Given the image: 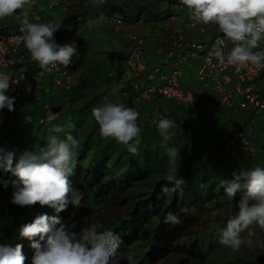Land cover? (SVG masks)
Masks as SVG:
<instances>
[{
    "label": "clouds",
    "instance_id": "clouds-1",
    "mask_svg": "<svg viewBox=\"0 0 264 264\" xmlns=\"http://www.w3.org/2000/svg\"><path fill=\"white\" fill-rule=\"evenodd\" d=\"M33 3L34 0H0V18L11 16L26 6L31 7ZM95 3L102 4L103 0H95ZM179 3L191 11L196 21L216 25L233 42L235 46L226 57L229 65L237 66L238 70L248 65L264 68V51H253L264 38V0H179ZM16 18L25 33V46L41 69L73 63V57L78 54L75 42L58 45L54 40V33L62 27L61 23H31L26 13ZM214 54L222 63L225 62L221 48L214 49ZM9 89V77L0 73V112L15 110L16 98L8 95ZM92 115L102 137L127 146V151L133 155L138 153L141 129L137 125V111L105 98L102 106L93 108ZM55 118V115H49V123ZM31 121V117H25L26 123ZM176 126V122L168 118L158 122L165 144L171 139L169 130ZM54 131L61 132L63 129L57 126ZM80 148L78 138L72 134H67L63 140L52 136L45 147L38 151H25L18 160L14 150L0 146V171L17 178L13 181L0 178L4 188L9 183L15 187L12 203L21 207L38 203L54 209L56 213L53 216L39 214L33 222L19 230L20 237L31 241L30 247L34 249L31 264H109L110 257L115 256L123 244L121 237L100 221L90 223L77 233L59 216L70 205L81 207L83 197L73 192L70 180L73 161ZM166 152L168 168L165 179L180 185L183 180L177 179L179 150L171 147L166 148ZM233 177L232 181L222 184L226 196L235 203L238 212L227 220L220 243L239 251L244 244L240 233L249 225L256 223L264 230V168L234 172ZM162 191L167 192L168 189L165 187ZM237 193L241 194L238 201L235 199ZM219 215H224L223 210ZM164 223L177 225L181 220L178 215L169 212L164 217ZM37 236L39 239H34ZM22 250V244L14 248L0 245V264H25ZM127 260L129 264L134 262L132 255H128Z\"/></svg>",
    "mask_w": 264,
    "mask_h": 264
},
{
    "label": "rangeland",
    "instance_id": "rangeland-1",
    "mask_svg": "<svg viewBox=\"0 0 264 264\" xmlns=\"http://www.w3.org/2000/svg\"><path fill=\"white\" fill-rule=\"evenodd\" d=\"M149 5L150 7L153 6L150 2ZM87 85L89 87L86 89L74 88L66 100L65 97L64 99L61 97V92L56 97L57 101L61 104L59 117H71V126L65 134L61 132L60 136H58L52 132V129L46 128L50 132L47 134L48 131L36 122L37 113L21 111L19 114L7 115L0 122V146H6L9 150H14L16 159L18 160L25 151H38L39 148L45 147L52 136H57L63 140L67 134H72L78 138L81 144V148L77 150L76 156L79 157L78 161H83V164L87 165L89 162L96 161L99 157L107 155L112 160L116 157L121 158L123 160L121 161L123 167L127 166V168L130 167L133 170H141L144 163L150 164L151 167H156L157 165L160 167L164 160L167 161L168 168L166 148L175 147L179 150L177 176L186 175L191 171L194 173L201 172L199 173L201 177L199 179H206V184L203 188L212 196L206 201L203 199L199 200L192 207V212L198 218V223L188 234L181 237L178 241L180 247H186L189 244L195 243L193 254L171 252L154 264H264V230L256 223L249 225L240 233L244 244L239 251H233L231 248L220 243L221 233L227 225V220L238 212V208L235 207L234 202H226L228 197L224 191L223 180L220 181V179L221 176L224 178L228 173H239L241 170H251L255 167L264 168V110L256 114L246 111L242 114L243 110H235L232 112V116H226L225 122L220 126V129L217 128L214 132L212 131V136H208L209 133L202 135L197 142H191L184 134L172 137L166 144L163 140L159 142L157 138H153L147 145L141 140L138 153L143 151L140 150V147H147L148 149L150 146L151 149H156V152L147 154L144 157L145 162H143L144 160L142 157H139L140 155L129 153L127 146L118 144L112 138L101 136L98 123L95 121L93 115L89 114L90 111H88L89 101L93 97L98 96L99 90L96 88L95 83H88ZM44 98L46 100L50 97L46 96ZM53 99L54 97L51 98V100ZM26 116L32 118L31 123L25 122ZM238 117H241L243 121H240V118L237 119ZM229 127L237 129L249 128L252 140L259 147L257 155L238 162L244 164V166L239 167L240 169L234 166L236 162L234 160L226 159L218 161L212 158L207 148L208 146H212L211 143L220 142L222 131H226ZM219 136H221L220 139H218ZM9 137H12L11 141L7 140ZM140 139L142 138L140 137ZM128 155L132 157L124 160V157ZM167 168H161V172L155 171V173H162L157 177H165ZM0 178L9 181L17 180L11 173L4 174L2 171H0ZM226 179L229 180L228 178ZM70 180L73 192L78 193L72 185V178ZM219 185L222 189L219 188ZM14 191L15 187L11 183H9L7 188H4L3 184L0 183V245L14 248L17 244H22V251L26 257L25 264H31L34 249L30 247L31 241L20 237L19 230L23 225L33 222L39 214L46 213L49 216H53L56 213L54 209L40 206L38 203L33 206H24V214L20 221L15 226H11L12 230L10 227L5 229L6 217H8L11 211H15L19 207V205L12 203ZM119 210H122V208ZM221 210L224 212L223 216L219 215ZM109 211H111V206L109 205H100L96 208L95 204L88 203V201L82 199L80 208H74L70 205L66 211L59 213V216L73 231L79 233L82 228L96 222L98 218L102 217L103 221L107 220ZM75 214H77L76 218L73 217ZM24 219L25 221H23ZM34 239L38 240L39 237L37 236ZM146 247L147 243L145 241L137 240L127 248L118 250L115 256L110 257L109 264H129L127 260L128 255L133 256V264H135Z\"/></svg>",
    "mask_w": 264,
    "mask_h": 264
},
{
    "label": "built area",
    "instance_id": "built-area-1",
    "mask_svg": "<svg viewBox=\"0 0 264 264\" xmlns=\"http://www.w3.org/2000/svg\"><path fill=\"white\" fill-rule=\"evenodd\" d=\"M57 4V0H51L46 7ZM186 10L187 18L194 22L193 14ZM31 23H41L42 16L39 12H33L28 16ZM112 19L116 25L123 22L118 14H112ZM89 20H83L82 25H88ZM1 27V22H0ZM22 25L18 21L14 30L0 36V73L9 77V96H14V111H34L38 110L37 122L46 128H53V123L59 118L61 104L56 97L59 92L70 91L74 84V70L76 62L80 56V44L78 32L67 35L54 34V40L58 45L75 42L78 50L77 56L73 57V63L69 66L57 64L55 67L49 66L41 69L39 64L31 58L27 50L23 37L25 33L21 31ZM200 32H204L203 27H199ZM132 45L128 49L125 57V64L131 73L130 84H120L118 94L124 99L133 102L141 100L149 104V122L154 127H158V122L167 112L166 101L178 104L182 108H188L189 115L196 116L216 108H228L232 110H243L252 114L264 110V84L253 85V80L264 73V68H256L248 65L239 67L229 65L226 57L233 46L228 43L222 32H213L207 39L190 40L181 33L172 36L175 50L173 59L165 58L163 63L168 64L166 72L160 66H155L151 70L146 69V55L144 54L142 39L136 35L131 36ZM221 48L225 54V62H221L214 54V49ZM254 52L263 51L260 47L253 49ZM187 59L198 60L196 68L197 85L185 87L180 82L183 72V64ZM157 77L160 83L146 85V81ZM50 97L46 99L44 97ZM154 96L160 97L161 102L155 103ZM54 97L53 100L51 98ZM94 101L97 106L99 100L105 102L108 99L106 94H102ZM57 110H53L54 107ZM13 112V111H12ZM7 109L0 112V122L11 114ZM49 115H55V120L48 121ZM178 126L184 125V117L176 119ZM12 140V137L7 139ZM259 152L258 145L252 140L249 128L226 129L222 140L213 150V157L218 161L226 159L245 160L252 158Z\"/></svg>",
    "mask_w": 264,
    "mask_h": 264
},
{
    "label": "crops",
    "instance_id": "crops-1",
    "mask_svg": "<svg viewBox=\"0 0 264 264\" xmlns=\"http://www.w3.org/2000/svg\"><path fill=\"white\" fill-rule=\"evenodd\" d=\"M50 1L34 0L31 7L26 6L11 16L0 18V22L8 31H13L18 22L17 16H21L22 13L29 16L33 12H39L42 16L41 23L53 21L62 24V27L54 34L63 36L77 31L80 56L75 65L74 84L71 91L62 92L61 97L63 99L65 97L66 100L74 88L86 89L89 87L88 83H95L99 90L97 97L106 94L112 103L123 104L139 113L137 125L141 129L140 137L144 144L147 145L153 138L164 142L158 127L152 126L149 122V103L145 100L133 102L118 94L120 84L131 87L132 75L125 64V57L132 45L131 36L136 35L142 39L147 71L161 65V70L166 72L168 64L163 61L165 58L173 59L175 54L173 35L179 32L186 39L204 40L213 32H219L218 27L214 24L204 25L196 20L190 22L186 15V7L181 5L179 0H103V3L99 5L95 3V0H57L56 5L46 7ZM149 2L153 5L152 7ZM112 14L120 15L123 22L116 25ZM85 19L90 22L83 26L82 22ZM199 27H203L204 32H200ZM227 40L231 46H235L232 41ZM259 47L264 51V38L259 42ZM198 62L195 59H187L184 62L180 82L185 87L197 85ZM160 82L159 78L154 77L145 83L148 85ZM261 84H264V73L253 80L254 86ZM153 100L157 103L162 99L154 96ZM103 103L99 100L97 106H102ZM93 104L90 107L92 110L96 107ZM166 104L168 108L163 118L176 122L179 116L184 117L182 127L176 123L177 126L169 130L171 138L181 134L194 138L197 130L220 129L226 116L235 111L212 106L211 110L203 114L191 116L188 108H182L170 101H166ZM89 111L92 115V111ZM244 113L242 111V114ZM237 119L243 121L241 117ZM224 133L222 131V137Z\"/></svg>",
    "mask_w": 264,
    "mask_h": 264
},
{
    "label": "trees",
    "instance_id": "trees-1",
    "mask_svg": "<svg viewBox=\"0 0 264 264\" xmlns=\"http://www.w3.org/2000/svg\"><path fill=\"white\" fill-rule=\"evenodd\" d=\"M10 32L1 24L0 36ZM96 99H98L97 96L89 101L88 111H92L90 107ZM32 112L38 114L37 109ZM19 113L13 111L8 116ZM57 126L61 127L63 129L62 134H65L71 126V117H59L53 123L52 132L60 136L61 132L54 131ZM43 128L47 130L45 126ZM49 133L48 131L47 134ZM206 134L212 136V131L209 128L197 130L194 138H187L191 142H197L202 135ZM219 143H211L212 146L207 147L212 158H214L213 150ZM140 148L143 151L137 154L143 158V162H145L144 157L147 154L156 152V149H151L150 146L148 149L147 147ZM131 157L128 155L124 157V160ZM78 158L76 156L72 165L73 173L70 177L72 178V185L82 195L84 201L95 204L96 208L100 205L111 206L108 219L103 221L101 217L97 221L102 222L106 228L121 237L123 244L118 250L127 248L137 240L145 241L147 247L135 264H154L171 252L193 254L195 243L180 247L178 241L198 223V218L193 214L192 207L199 200L206 201L212 196L203 188L206 179H199L201 172L194 173L191 171L186 175L177 176V179H182L183 183L176 185L174 182L166 181L165 177H157L162 173H155L163 167L167 168L166 160L161 163L160 167H158L159 165L151 167L150 164L144 163L141 170H133L127 166L123 167L121 164L123 160L117 157L112 160L107 155L101 156L98 160L89 162L87 165L83 164L82 160L78 161ZM234 161H236L234 166L238 169L244 166L243 163H238L244 160ZM226 178L232 181L234 177L232 173H228L224 178L221 176L220 181H229ZM165 187L168 189L167 192L162 191ZM219 188L222 189L220 185ZM240 196L241 194L237 193L236 201L240 199ZM226 202L233 203L229 198ZM121 208L122 210H119ZM182 209H186V211H181ZM169 212L178 215L181 223L177 225L165 224L164 217ZM23 214L24 211L21 206L15 211H11L5 219V229L10 227L12 230L11 226H15ZM76 216L77 214L73 217L76 218ZM5 236L3 237L6 238Z\"/></svg>",
    "mask_w": 264,
    "mask_h": 264
},
{
    "label": "water",
    "instance_id": "water-1",
    "mask_svg": "<svg viewBox=\"0 0 264 264\" xmlns=\"http://www.w3.org/2000/svg\"><path fill=\"white\" fill-rule=\"evenodd\" d=\"M57 109H58V107H57V106L53 108V110H57Z\"/></svg>",
    "mask_w": 264,
    "mask_h": 264
}]
</instances>
